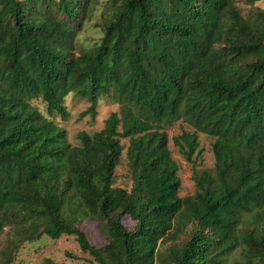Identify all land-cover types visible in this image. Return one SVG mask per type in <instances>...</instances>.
Instances as JSON below:
<instances>
[{
  "label": "trees",
  "instance_id": "obj_1",
  "mask_svg": "<svg viewBox=\"0 0 264 264\" xmlns=\"http://www.w3.org/2000/svg\"><path fill=\"white\" fill-rule=\"evenodd\" d=\"M237 1L0 0V264L45 234L74 236L98 264H264V8ZM99 5L103 34L81 45ZM70 93L90 102L82 116L120 104L77 146L51 118L69 117ZM177 121L194 128L174 139L193 164L186 196ZM199 133L214 137L213 168L196 166ZM122 139L130 189L115 185ZM87 217L107 244L78 227Z\"/></svg>",
  "mask_w": 264,
  "mask_h": 264
},
{
  "label": "rangeland",
  "instance_id": "obj_2",
  "mask_svg": "<svg viewBox=\"0 0 264 264\" xmlns=\"http://www.w3.org/2000/svg\"><path fill=\"white\" fill-rule=\"evenodd\" d=\"M237 4L242 7L245 13L251 8V5L248 4L246 0H238ZM255 5L264 8V0L256 1ZM108 11L109 8L107 5H99L94 16L90 19L91 21L87 22L85 29L78 35L77 40L81 45H92L94 41L100 39L103 32L99 26H95V23L99 20L102 14ZM36 104L40 111L46 113L45 103L38 100L36 101ZM64 104L69 110V117L65 120L60 115L55 114L54 116H51V118L59 126L66 129L68 139L73 146L81 144L79 138L80 132L86 131L93 134L94 132L101 130L105 126V120L110 113L120 110V104L118 102L110 97H102L99 101L97 114L95 116H92L91 114L82 116V113L88 109L90 102L79 97L75 93L68 94L65 98ZM185 130L194 131V128L183 121H177L166 127V131L169 134V146L172 150V155L180 167L179 176L182 181V188L180 191L181 196L190 195L195 191L193 164L187 161L174 140L177 135ZM199 139L200 145L198 152L194 155L196 166L197 168H213L215 164V156L212 148L214 137L205 133H199ZM122 143L125 148L122 161L116 168L115 185L130 189L132 181L129 177V168L126 157V149L129 145V140L122 139ZM124 223L128 227H133L135 222L132 218L127 216L124 218ZM78 227L85 232L87 238L92 244L103 246L108 243V237L99 220L87 217L79 223ZM9 238L10 231H8V227H6L0 237V248L7 244ZM68 253H72L74 256H69ZM232 257L231 263L236 259H241L239 251L232 255ZM47 258H50L55 262H64L66 264H98L89 253L81 250L74 236L64 235L59 239H53L46 234L38 239L34 238L23 242L22 245L19 246L12 264H45ZM157 264L160 263L157 261Z\"/></svg>",
  "mask_w": 264,
  "mask_h": 264
}]
</instances>
